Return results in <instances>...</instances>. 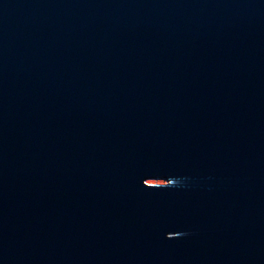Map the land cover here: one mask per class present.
I'll return each mask as SVG.
<instances>
[{
	"label": "water",
	"instance_id": "water-1",
	"mask_svg": "<svg viewBox=\"0 0 264 264\" xmlns=\"http://www.w3.org/2000/svg\"><path fill=\"white\" fill-rule=\"evenodd\" d=\"M228 89L225 264H264V0H220Z\"/></svg>",
	"mask_w": 264,
	"mask_h": 264
}]
</instances>
